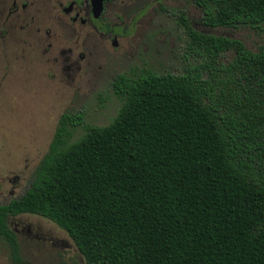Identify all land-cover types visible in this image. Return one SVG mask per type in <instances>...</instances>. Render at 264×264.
Returning a JSON list of instances; mask_svg holds the SVG:
<instances>
[{
    "label": "trees",
    "instance_id": "16d2710c",
    "mask_svg": "<svg viewBox=\"0 0 264 264\" xmlns=\"http://www.w3.org/2000/svg\"><path fill=\"white\" fill-rule=\"evenodd\" d=\"M195 3L204 26L264 24V0ZM181 22L210 62L118 74L106 125L59 116L25 192L0 204L10 264H29L9 224L21 213L64 229L85 264H264V47Z\"/></svg>",
    "mask_w": 264,
    "mask_h": 264
},
{
    "label": "rangeland",
    "instance_id": "374dc122",
    "mask_svg": "<svg viewBox=\"0 0 264 264\" xmlns=\"http://www.w3.org/2000/svg\"><path fill=\"white\" fill-rule=\"evenodd\" d=\"M55 11L56 6H44L28 26L24 20L5 24L10 32L0 37V204L25 192L63 112H80L83 124L101 126L112 120L121 105L112 89L113 75L143 67L180 74L189 65L210 62L206 53L200 56L199 48L190 45L181 16L199 32L239 39L253 52L264 47V24L260 29L204 26L192 0L109 3L104 19L116 29L114 46V33L96 36L85 29L71 36L56 21ZM47 27L50 36L44 33ZM69 46L85 58L67 77L56 58ZM233 54L225 52L220 62H229ZM83 132L82 125L75 127L69 141ZM9 224L27 263L85 264L72 238L50 219L21 213L10 216ZM0 264H10L1 243Z\"/></svg>",
    "mask_w": 264,
    "mask_h": 264
},
{
    "label": "flooded vegetation",
    "instance_id": "af4514ba",
    "mask_svg": "<svg viewBox=\"0 0 264 264\" xmlns=\"http://www.w3.org/2000/svg\"><path fill=\"white\" fill-rule=\"evenodd\" d=\"M114 1L116 0H102L100 8L96 9L93 0H0V37L10 32L5 24H14L17 21L24 20V25L27 24L28 26V24L35 22L36 14L39 11L41 13L44 6H56V21L62 23L60 27L67 28L71 36L76 35L78 37L81 31L85 29L96 36L106 37L114 33V40L111 42V45L114 46L117 36L116 29L111 25L110 19H104L107 5ZM192 1L201 10L200 22L203 25L202 9L195 3V0ZM24 25H20V27H24ZM44 33L50 36L52 29L47 27ZM102 44L105 46L104 43ZM48 47H51V45ZM84 58L83 53H79L69 46L60 49L56 60H58L57 63L60 62L63 65V70L67 71L66 76L70 77L71 72H75L80 68L79 62ZM118 74L121 73L112 76V81Z\"/></svg>",
    "mask_w": 264,
    "mask_h": 264
},
{
    "label": "water",
    "instance_id": "95a60500",
    "mask_svg": "<svg viewBox=\"0 0 264 264\" xmlns=\"http://www.w3.org/2000/svg\"><path fill=\"white\" fill-rule=\"evenodd\" d=\"M102 0H93V4L94 6L96 7V9H99L100 8V3H101Z\"/></svg>",
    "mask_w": 264,
    "mask_h": 264
}]
</instances>
